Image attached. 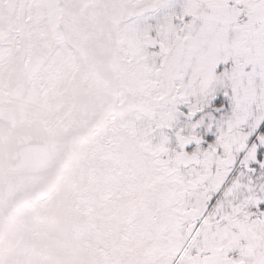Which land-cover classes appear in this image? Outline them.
Here are the masks:
<instances>
[{
  "label": "snow or ice",
  "instance_id": "obj_1",
  "mask_svg": "<svg viewBox=\"0 0 264 264\" xmlns=\"http://www.w3.org/2000/svg\"><path fill=\"white\" fill-rule=\"evenodd\" d=\"M0 264H264V0H0Z\"/></svg>",
  "mask_w": 264,
  "mask_h": 264
}]
</instances>
